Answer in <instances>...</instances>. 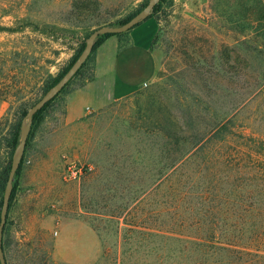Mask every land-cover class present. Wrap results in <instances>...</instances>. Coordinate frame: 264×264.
<instances>
[{
    "label": "rangeland",
    "instance_id": "rangeland-1",
    "mask_svg": "<svg viewBox=\"0 0 264 264\" xmlns=\"http://www.w3.org/2000/svg\"><path fill=\"white\" fill-rule=\"evenodd\" d=\"M73 1L0 0L1 136L42 98L47 75L67 65L95 23L122 19L144 0H90L97 3L81 17ZM237 2L173 0L158 20L139 25L154 34L160 24L158 73L132 97L76 122L66 98L81 81L55 101L25 151L9 264H193L177 239L178 216L201 207L197 192L214 177L223 193L264 192L254 181L264 173L248 158L252 141H264V46L253 30L235 31ZM78 21L88 27L69 25ZM223 119L225 140L193 150ZM72 161L94 170L66 182Z\"/></svg>",
    "mask_w": 264,
    "mask_h": 264
},
{
    "label": "trees",
    "instance_id": "trees-1",
    "mask_svg": "<svg viewBox=\"0 0 264 264\" xmlns=\"http://www.w3.org/2000/svg\"><path fill=\"white\" fill-rule=\"evenodd\" d=\"M80 2L87 4H83L84 6L79 8L76 6V4ZM148 2L149 0H144L143 3L137 7V9L122 19H119L113 23L100 21L95 23V26H121L127 23L141 10H143ZM94 3L97 2L90 0H74L72 5L73 8L75 7L76 9L80 10L77 15L81 17L85 12L91 10V4ZM172 5L173 0H162L155 8L154 15L151 18L158 20V16H160L162 13H165ZM233 12L234 13L229 16V20L235 26V31L243 36L248 37L250 34L249 32H252L253 30V32L257 34V37L260 38L261 42H263L264 46V0H241V3L237 2L236 8L233 10ZM83 24V21H78L77 23L71 24L69 23V25L73 26L74 28L88 27ZM29 26L32 27L33 32H36L41 36H46L48 33L47 30L41 29L38 24H31ZM130 32L131 31L117 35L107 34L97 40L91 56L84 66L79 70L73 80L60 93L59 96L48 103L35 115L32 132L28 139L26 149L29 147L30 141L35 135V131H37L44 123L47 116V111L55 103V101L61 95L68 93L69 87L76 80L79 79L81 81L80 86H83L85 82L92 80V69L98 48L108 38L113 36H118L121 38ZM90 34L87 35V38L90 36ZM155 40L156 38L154 41ZM84 48L85 43L80 46L67 65L61 68L56 75H47L42 84V96L62 79V77L67 73V71L81 55ZM4 96V93L0 92V97ZM28 110V108H22L15 121L9 127L7 134L3 136L0 135V223L4 194L11 170L12 159L20 141L22 121L26 117ZM223 121L217 123L211 131L207 132V134L202 138H199L194 144L193 150L196 149L202 151L211 142H223L226 138V134H224V132L228 127L227 124H229V120L225 122L226 120L223 119ZM252 142L255 144L253 146L250 145L251 147L248 151L250 156L248 158L252 159L253 165H259L257 167L255 166V170L260 173H264V161L260 163V161L257 159L264 158V155L261 153L264 151V141ZM4 149H6L7 156L2 153V150ZM238 159L243 160L242 157H239ZM23 163L24 158L14 181L10 208L4 228L3 249L7 264H9V243L7 237L11 228L10 213L13 203L17 197L18 178L21 174ZM239 165L241 168V163ZM247 167L248 166L244 165L243 168ZM252 168L253 167H251V169ZM254 181L264 184V176H262V178L256 177ZM221 183V179H217V177L210 179L208 181V187L204 190H200L196 195V200L199 202V204L201 203V207H196L193 209L188 217L183 215L185 212L179 214V236L177 235V239L180 242L186 243L185 252H187L189 258L191 259V263L193 264H264V192L247 195L242 193L233 194L231 192L223 193L219 187L221 186ZM234 183L235 182H233L232 185H234Z\"/></svg>",
    "mask_w": 264,
    "mask_h": 264
},
{
    "label": "crops",
    "instance_id": "crops-1",
    "mask_svg": "<svg viewBox=\"0 0 264 264\" xmlns=\"http://www.w3.org/2000/svg\"><path fill=\"white\" fill-rule=\"evenodd\" d=\"M137 28L121 38H108L98 48L92 80L75 88L66 98L68 121L76 122L89 113L104 111L154 82L158 59L152 46L160 24L154 34L147 33V29H140V26Z\"/></svg>",
    "mask_w": 264,
    "mask_h": 264
},
{
    "label": "water",
    "instance_id": "water-1",
    "mask_svg": "<svg viewBox=\"0 0 264 264\" xmlns=\"http://www.w3.org/2000/svg\"><path fill=\"white\" fill-rule=\"evenodd\" d=\"M162 0H149L146 7L136 14L127 23L121 26H102L94 30L90 36L86 39L85 48L78 59L74 62L67 73L62 77V79L52 88H50L40 100H38L27 112L26 117L22 121L20 141L14 152L11 170L7 182V186L4 194L3 208L1 213V223H0V263L7 264L6 256L3 249V237L4 228L7 222L8 212L10 208L11 196L14 188V181L17 173L21 167L23 161L27 142L29 135L33 126V121L35 115L41 111L48 103L53 101L60 93L68 86V84L73 80L79 70L84 66L89 57L91 56L94 46L102 36L107 34L117 35L127 33L139 25L143 24L149 20L153 15L155 8L160 4Z\"/></svg>",
    "mask_w": 264,
    "mask_h": 264
},
{
    "label": "built area",
    "instance_id": "built-area-1",
    "mask_svg": "<svg viewBox=\"0 0 264 264\" xmlns=\"http://www.w3.org/2000/svg\"><path fill=\"white\" fill-rule=\"evenodd\" d=\"M93 170L94 167L90 164H81L72 161L67 164L63 178L66 182L79 181Z\"/></svg>",
    "mask_w": 264,
    "mask_h": 264
}]
</instances>
